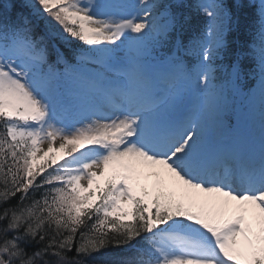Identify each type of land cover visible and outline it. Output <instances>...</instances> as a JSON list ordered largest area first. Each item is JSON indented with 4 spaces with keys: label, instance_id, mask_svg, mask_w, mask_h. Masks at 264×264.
<instances>
[{
    "label": "snow or ice",
    "instance_id": "obj_1",
    "mask_svg": "<svg viewBox=\"0 0 264 264\" xmlns=\"http://www.w3.org/2000/svg\"><path fill=\"white\" fill-rule=\"evenodd\" d=\"M0 264H264V0H0Z\"/></svg>",
    "mask_w": 264,
    "mask_h": 264
},
{
    "label": "rangeland",
    "instance_id": "obj_2",
    "mask_svg": "<svg viewBox=\"0 0 264 264\" xmlns=\"http://www.w3.org/2000/svg\"><path fill=\"white\" fill-rule=\"evenodd\" d=\"M45 147H46V146H45ZM55 155H56L57 159H59L60 156H61L62 154H61V153H56ZM153 179H154V178L150 179V180L147 182L150 190H151V185H152V183H153Z\"/></svg>",
    "mask_w": 264,
    "mask_h": 264
},
{
    "label": "trees",
    "instance_id": "obj_3",
    "mask_svg": "<svg viewBox=\"0 0 264 264\" xmlns=\"http://www.w3.org/2000/svg\"><path fill=\"white\" fill-rule=\"evenodd\" d=\"M193 23H194V26H195V23H196V21L194 20V22H193ZM241 39H243V38H241Z\"/></svg>",
    "mask_w": 264,
    "mask_h": 264
},
{
    "label": "bare ground",
    "instance_id": "obj_4",
    "mask_svg": "<svg viewBox=\"0 0 264 264\" xmlns=\"http://www.w3.org/2000/svg\"><path fill=\"white\" fill-rule=\"evenodd\" d=\"M155 179V178H154ZM154 179H153V182H154Z\"/></svg>",
    "mask_w": 264,
    "mask_h": 264
}]
</instances>
